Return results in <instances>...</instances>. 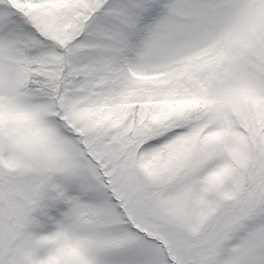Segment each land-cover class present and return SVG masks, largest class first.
<instances>
[{
	"label": "snow or ice",
	"instance_id": "snow-or-ice-1",
	"mask_svg": "<svg viewBox=\"0 0 264 264\" xmlns=\"http://www.w3.org/2000/svg\"><path fill=\"white\" fill-rule=\"evenodd\" d=\"M0 264H264V0H0Z\"/></svg>",
	"mask_w": 264,
	"mask_h": 264
}]
</instances>
